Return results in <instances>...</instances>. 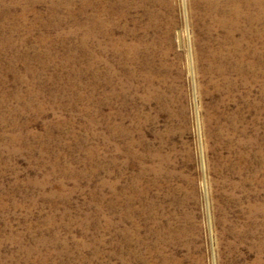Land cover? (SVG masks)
Here are the masks:
<instances>
[{
  "label": "rangeland",
  "instance_id": "obj_1",
  "mask_svg": "<svg viewBox=\"0 0 264 264\" xmlns=\"http://www.w3.org/2000/svg\"><path fill=\"white\" fill-rule=\"evenodd\" d=\"M110 1L108 18V0H0V264H264L248 217L264 201V24L247 88L206 58L221 32L199 28L193 0L125 18ZM114 180L118 199L150 186L132 199L139 244L108 225Z\"/></svg>",
  "mask_w": 264,
  "mask_h": 264
},
{
  "label": "bare ground",
  "instance_id": "obj_2",
  "mask_svg": "<svg viewBox=\"0 0 264 264\" xmlns=\"http://www.w3.org/2000/svg\"><path fill=\"white\" fill-rule=\"evenodd\" d=\"M57 2V1H56ZM118 3L123 4L124 8L123 11L120 13L119 17L125 18L128 14V12L132 9L135 8H143L147 3L150 2V0H117ZM192 2V1H191ZM15 3V2H14ZM193 4L195 7H201L199 9L201 12L198 13L196 19L198 23L201 25L200 27H203L206 32H209L211 30H217L221 32V35H219L218 39V46L215 47L214 49H209V52L206 53V58L208 61H217L216 69L217 73H219L222 78L228 80L227 77L224 76L228 71L233 72L236 74V76L239 78V80L245 81L247 88L250 85L251 80L253 79V72H252V58L253 60L254 57V46L253 41L255 38H258L259 35L262 34V28L264 30V26L262 28H257V24L263 23L264 24V0H193ZM192 4V5H193ZM116 5V4H114ZM191 5V4H190ZM191 5V6H192ZM164 7V6H163ZM170 7V6H169ZM113 8L112 1L108 0V18L110 17L111 11ZM162 8V7H161ZM164 9V8H163ZM194 12V11H193ZM198 12V11H197ZM21 13V12H20ZM151 15V12H148ZM195 13V12H194ZM196 14V13H195ZM11 15V14H10ZM149 15V16H150ZM188 16V15H187ZM24 17V16H23ZM153 17V16H152ZM192 17V16H191ZM21 18V17H20ZM155 19V18H154ZM193 19V18H192ZM129 20V19H128ZM160 20V19H159ZM133 21V20H132ZM148 21V20H147ZM52 22V21H51ZM108 21V39L111 37L110 36V25ZM149 23V22H148ZM46 25V24H45ZM55 25V24H54ZM262 25V24H261ZM82 27V26H81ZM56 28V27H55ZM83 29V28H82ZM102 29V28H101ZM107 29V28H106ZM150 29V28H149ZM5 30V29H4ZM130 30V29H129ZM148 31V30H147ZM204 31V30H203ZM100 32V31H99ZM204 33V32H203ZM219 33V32H218ZM217 33V34H218ZM198 35V34H197ZM120 36V35H119ZM128 36V35H127ZM47 37V36H46ZM210 37V36H209ZM218 37V36H217ZM146 38V37H145ZM148 38V37H147ZM10 39V38H9ZM138 39V38H137ZM194 39V38H193ZM204 39V38H203ZM260 39V38H259ZM4 40V39H3ZM7 40V39H6ZM4 41V43L8 44ZM26 39H20L19 44L25 43ZM45 37L42 36L40 37V41L44 42ZM211 40V39H210ZM261 40V39H260ZM12 41V40H11ZM113 41V40H112ZM147 41V40H146ZM215 41V40H214ZM2 42V41H1ZM99 42V41H98ZM126 42V41H125ZM198 42V41H197ZM202 42V41H201ZM209 42V41H208ZM256 42V41H254ZM3 43V42H2ZM3 43V46L5 47L6 44ZM13 43V42H12ZM111 42L108 41V48H115L111 44ZM113 43V42H112ZM117 44V43H116ZM126 44V43H125ZM124 44V45H125ZM211 44V43H210ZM215 44V43H214ZM255 44V43H254ZM17 45V44H16ZM26 45V43H25ZM244 45V46H243ZM13 46V44H12ZM146 47V46H145ZM202 47V46H201ZM207 47V46H206ZM211 47V46H210ZM14 48V47H13ZM118 48V47H117ZM205 48V47H204ZM8 50V47H7ZM12 50V49H11ZM127 50L129 53H135L134 51L136 50V45L133 43H129ZM127 51V52H128ZM199 51V50H198ZM207 51V50H206ZM197 52V51H196ZM204 52V51H203ZM257 53V52H256ZM41 54V53H40ZM132 54V55H133ZM200 55L204 57V53L199 51ZM121 55V54H120ZM123 56V55H122ZM137 57V55H136ZM41 58V57H40ZM135 58V57H134ZM133 58V59H134ZM205 58V59H206ZM25 59V58H24ZM130 59V58H129ZM29 60V59H28ZM197 60V58H196ZM116 61V60H115ZM114 61V62H115ZM144 61V60H143ZM207 61V60H206ZM264 61V60H263ZM256 62V61H255ZM117 63V62H116ZM144 63V62H143ZM211 65L214 66L213 63H210ZM210 64L207 67H204L206 71H211L213 68L210 66ZM52 65V64H51ZM114 65V64H113ZM147 65V64H146ZM111 66V64L108 63V67ZM214 66V67H215ZM144 67V66H143ZM198 67V66H197ZM246 68V71L244 72L243 68ZM145 68V67H144ZM42 69V68H41ZM110 69V68H109ZM114 69V68H113ZM116 69V68H115ZM114 69V70H115ZM215 69V68H214ZM243 69V70H242ZM36 72V71H35ZM152 72V71H151ZM198 72V71H197ZM214 72V71H213ZM228 72V73H229ZM30 73V72H29ZM131 73V72H130ZM143 73V72H142ZM211 73V72H210ZM264 73V72H263ZM37 74V73H35ZM117 74V73H116ZM124 74V73H123ZM230 74V73H229ZM234 74V75H235ZM23 75V74H22ZM110 75V74H109ZM143 75V74H142ZM201 75V74H200ZM258 75V74H257ZM127 76V75H125ZM124 76V77H125ZM150 76V75H149ZM216 76V75H215ZM24 77V76H23ZM123 77V76H122ZM121 77V78H122ZM255 77V76H254ZM28 78V77H27ZM112 78V77H111ZM110 78V79H111ZM148 78V77H147ZM208 78V77H207ZM231 78V77H230ZM24 79V78H23ZM123 79V78H122ZM143 79V78H142ZM145 79V78H144ZM237 79V78H236ZM258 79V78H257ZM146 80V79H145ZM210 80V79H209ZM255 80V79H254ZM33 81V80H32ZM112 81V79L110 80ZM229 81V80H228ZM236 82V81H235ZM240 82V81H239ZM221 83V81H220ZM219 83V84H220ZM227 83V82H226ZM244 83V82H243ZM120 84V82H119ZM146 84V83H145ZM242 84V83H241ZM264 84V83H263ZM114 85V83H113ZM147 85V84H146ZM227 85V84H226ZM229 85V84H228ZM234 85V84H230ZM112 86V85H111ZM150 86V85H149ZM241 87V86H240ZM244 87H246L244 85ZM251 87V86H250ZM148 88V85L146 86ZM151 88V87H150ZM216 88V87H215ZM218 88V87H217ZM243 88V85H242ZM154 89V88H153ZM203 89V88H202ZM120 90V89H119ZM149 90V89H148ZM147 90V91H148ZM155 90V89H154ZM210 90V89H209ZM229 90V89H228ZM234 90V89H233ZM239 90V89H238ZM248 90V89H247ZM246 90V91H247ZM156 91V90H155ZM241 91V90H240ZM245 91V89H244ZM251 91V90H250ZM115 92V91H114ZM120 92V91H119ZM224 92V91H223ZM122 93V92H121ZM250 93V92H248ZM20 94V93H19ZM147 94V93H146ZM164 94V93H163ZM246 94V93H245ZM242 95V94H241ZM252 95V94H251ZM26 96V95H25ZM232 96V95H231ZM248 97V96H246ZM245 97V98H246ZM250 97V96H249ZM27 98V97H26ZM143 98H145V95H143ZM252 98V96H251ZM42 100V99H41ZM247 100V99H246ZM253 100V99H252ZM149 101V100H148ZM146 101L145 103H147ZM237 101V100H236ZM250 101V100H249ZM35 103V102H34ZM33 103V104H34ZM110 103V102H109ZM234 104V103H233ZM245 104V103H244ZM40 105V104H39ZM249 107L252 105L250 103L247 104ZM224 106V105H223ZM248 107V108H249ZM247 108V107H246ZM253 109V108H252ZM39 110V109H38ZM247 110V109H246ZM245 110V111H246ZM253 111V110H252ZM248 112V111H247ZM246 112V113H247ZM229 113V112H228ZM252 113V112H251ZM227 115V114H226ZM250 115V114H249ZM124 116V115H123ZM238 117V115H237ZM116 118V117H115ZM249 118V117H248ZM236 119V118H235ZM253 120V119H252ZM235 121V120H234ZM237 121V120H236ZM248 121V120H247ZM233 122V120H232ZM251 122V121H250ZM254 122V121H253ZM247 123V122H246ZM248 124V123H247ZM226 125V124H225ZM21 127V126H20ZM24 128V127H23ZM29 128V127H28ZM22 129V128H21ZM124 129V128H123ZM246 129V128H245ZM249 129V128H248ZM108 130L110 133H116L118 130H122L121 126L118 124L115 125H109ZM220 130V129H219ZM247 130V129H246ZM120 132V131H119ZM118 132V133H119ZM225 132V131H224ZM123 134V133H122ZM124 135V134H123ZM127 135V134H126ZM27 136V135H26ZM250 136V135H249ZM110 137V135H109ZM129 137V136H128ZM20 138V137H19ZM124 139V138H123ZM244 140V139H243ZM109 141V140H108ZM12 142V141H11ZM114 142V141H113ZM129 142V141H127ZM237 142V141H236ZM244 142V141H243ZM246 142V141H245ZM111 144V142H108ZM131 143V142H130ZM22 144V143H21ZM133 145V144H132ZM22 146V145H21ZM122 146V144H120ZM125 147V145L122 146V148ZM112 148V147H111ZM113 150V154L111 153L109 163L111 165L114 164L116 158V155L114 154L116 151L120 150L119 146H116ZM122 155L125 156V160L121 162L122 166L125 167L127 166V158L132 157L134 153L132 150L126 147L121 149L120 151ZM156 154V153H155ZM241 155V154H240ZM160 156V154H159ZM164 157V156H163ZM242 157V156H241ZM142 157L138 156L137 160L138 163L141 164L140 159ZM157 158V157H156ZM247 158V157H246ZM158 159V158H157ZM244 159V158H243ZM161 160V159H160ZM162 162V161H161ZM137 163V164H138ZM156 163V162H155ZM154 164V163H153ZM156 165V164H155ZM160 165V164H159ZM163 165V164H162ZM140 166V165H139ZM138 166V167H139ZM142 166V165H141ZM140 166V167H141ZM149 166V165H148ZM122 167V168H123ZM158 167V166H157ZM114 168V166H113ZM145 168V167H144ZM148 169V168H146ZM161 170V169H160ZM111 171V170H110ZM157 171V170H154ZM166 171V170H165ZM262 171H263V176H264V165L262 166ZM112 173V172H111ZM114 173V172H113ZM153 173V172H152ZM158 173V172H157ZM240 173V172H239ZM116 174V173H115ZM123 174V173H122ZM113 175V174H112ZM111 175V176H112ZM136 179L138 181H141L142 176H143V171H139L137 174ZM149 175V174H148ZM134 177V176H132ZM131 177V178H132ZM113 178V177H112ZM129 178V177H127ZM133 179V178H132ZM135 179V178H134ZM248 179V178H247ZM110 181V180H109ZM120 181V180H119ZM130 181V180H129ZM132 182V181H131ZM120 183V182H118ZM109 184V183H108ZM150 184V183H149ZM243 184V183H242ZM123 185V184H122ZM240 185V184H239ZM110 187V193L111 197H109V209L112 213L113 216L110 219V222L108 221V225L110 228H115L116 225H120L121 228L118 229V233L121 236V239L124 237V240H120L122 247H126L129 245L130 240H134L136 243L141 241V239L138 237V233L136 231L132 232V229L130 230L129 227H137L138 222L135 221V219L132 217V214L134 213V207L132 206V199H138L142 200V197L145 196L148 191L150 186L147 185H142L140 187H137L136 191H132L134 186L133 185H123L121 191V198L118 199L116 196L118 190L116 189V180L112 181L111 184L109 185ZM160 187V186H159ZM235 188V187H234ZM238 188V187H237ZM101 189V188H100ZM109 190V189H108ZM135 190V189H134ZM159 190V188H158ZM258 190V189H257ZM261 191V190H260ZM250 196V195H249ZM160 198V197H159ZM148 199V198H147ZM264 200V198H263ZM141 202V201H140ZM143 202V201H142ZM145 202V201H144ZM143 202V204H144ZM252 202V201H251ZM138 204V203H137ZM142 204V203H141ZM142 204V207L145 205ZM136 205V204H135ZM137 206V205H136ZM148 206V205H146ZM157 208L156 206H154ZM118 209V210H117ZM145 209V207H144ZM147 209V208H146ZM141 211L142 208H136L135 211ZM148 210V209H147ZM150 210V209H149ZM160 210V209H159ZM164 210V209H162ZM153 211V210H152ZM138 212V211H137ZM152 213V212H151ZM157 213V212H156ZM167 215V214H166ZM170 215V214H169ZM167 215V216H169ZM248 217L253 221V224H257L258 227H261V233L264 237V201L261 202H256L253 201L249 206H248ZM149 216V215H148ZM153 216V215H152ZM166 216V217H167ZM257 216H260L261 219H258ZM151 217V216H150ZM171 217V216H170ZM152 218V217H151ZM109 219V218H108ZM153 219V218H152ZM156 219V218H155ZM160 219V218H159ZM222 219V218H221ZM154 221V220H153ZM158 221V220H157ZM156 222V220H155ZM160 222V220H159ZM158 222V223H159ZM167 222V221H166ZM172 222V221H170ZM91 223V222H90ZM163 223V221H162ZM176 223V222H175ZM252 223V222H251ZM107 224V223H106ZM148 224V223H147ZM154 224V223H153ZM172 224V223H171ZM179 224V223H178ZM252 224V225H253ZM174 225V222H173ZM183 225V224H182ZM129 226V227H128ZM159 226V225H158ZM163 226V225H162ZM169 226V224H168ZM241 226V225H240ZM249 226V225H248ZM247 226V227H248ZM170 227V226H169ZM183 227V226H182ZM242 227V226H241ZM240 227V228H241ZM256 227V226H255ZM257 227V228H258ZM109 228V229H110ZM156 228V227H155ZM154 228V229H155ZM160 228V227H158ZM173 228V227H172ZM239 228V230H240ZM88 229V228H87ZM166 229V227H165ZM176 229V228H174ZM226 229V228H225ZM111 230V229H110ZM146 230V229H145ZM250 230V229H249ZM258 230V229H257ZM154 231V230H152ZM167 231V230H166ZM169 231V230H168ZM185 231V230H184ZM114 232L117 233V230L114 229ZM163 232V230H162ZM175 232V231H174ZM186 232V231H185ZM246 232V231H245ZM253 232V231H251ZM158 233V232H157ZM173 233V232H171ZM249 233V231H248ZM260 233V232H259ZM155 234V233H153ZM156 235V234H155ZM154 235V236H155ZM158 235V234H157ZM156 235V236H157ZM165 235V234H164ZM170 235V234H169ZM241 235V234H240ZM245 235V234H243ZM151 236V235H150ZM257 236V234H256ZM162 236H160L161 238ZM163 239V237H162ZM165 239V238H164ZM254 239V238H253ZM262 239V238H261ZM260 240V239H259ZM144 241V240H143ZM146 241V240H145ZM158 241V240H157ZM163 241V240H162ZM161 241V242H162ZM258 241V240H257ZM133 243V242H132ZM139 244V243H138ZM157 245V244H156ZM60 246V245H59ZM63 246V245H62ZM121 246V245H120ZM258 247V245H257ZM162 248V247H161ZM233 248V247H232ZM259 252L264 251V242H261L258 248ZM154 250V249H153ZM256 251V250H255ZM61 253V252H60ZM62 254V253H61ZM129 254V253H128ZM151 255V254H150ZM128 256V255H127ZM129 257V256H128ZM125 258V257H124ZM127 258V257H126ZM132 258V257H131ZM134 258V256H133ZM143 258V257H142ZM158 258V257H157ZM135 259V258H134ZM127 260V259H126ZM131 260V259H130ZM129 261V260H128ZM133 261V260H132ZM151 261V260H150ZM140 262V261H139ZM254 264H259L260 263V258L254 259ZM142 263V262H141Z\"/></svg>",
  "mask_w": 264,
  "mask_h": 264
}]
</instances>
